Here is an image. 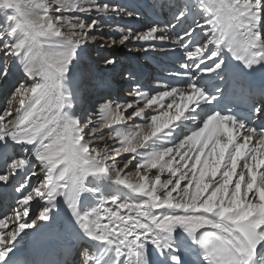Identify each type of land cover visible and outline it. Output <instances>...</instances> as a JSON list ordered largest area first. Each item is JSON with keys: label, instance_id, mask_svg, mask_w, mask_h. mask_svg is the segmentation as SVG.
<instances>
[{"label": "snow or ice", "instance_id": "snow-or-ice-1", "mask_svg": "<svg viewBox=\"0 0 264 264\" xmlns=\"http://www.w3.org/2000/svg\"><path fill=\"white\" fill-rule=\"evenodd\" d=\"M146 8L171 21L121 28L111 44L170 42L180 86L150 95L137 83L144 104L127 119L144 123L101 147L99 128L132 105L77 114L98 21L66 14L139 19ZM17 69L0 108V264H37L20 242L58 227L87 246L57 264H264V0H0V80Z\"/></svg>", "mask_w": 264, "mask_h": 264}, {"label": "bare ground", "instance_id": "bare-ground-1", "mask_svg": "<svg viewBox=\"0 0 264 264\" xmlns=\"http://www.w3.org/2000/svg\"><path fill=\"white\" fill-rule=\"evenodd\" d=\"M112 3H117V4H129L131 6V0H111ZM147 2H150V0H147ZM152 10L151 9H144L142 11V14L140 16L139 19H130L126 16H117L114 13L112 14H97L95 12L90 13V14H80V13H67L66 15H81L83 16L84 19H86L87 22H91V19H96L98 21V25L99 28L97 29L96 32H94L93 34L97 36V40L95 42H90L88 48H87V52L86 54L83 56L82 60L79 62L78 64V68L77 71H86L89 74H93L91 77V80H97L100 78V76H98V71L104 69L105 67H107V73L106 76L104 77L102 80V83L104 85V87L109 86L107 81L108 80H112V78H115L114 74L116 73L118 75L117 77V84L123 82L125 84H129V86L131 85V83L129 82H135V76L133 75V71L132 72H125L126 69H124V66L122 65L121 61L124 60L128 63H130L131 67H133V69L136 70L137 73L144 75L145 79L144 81L148 84H151L152 86V91L151 88L148 90H144V88L141 86V91H147L149 92L150 95H154L155 91H153V89L157 90V91H165L163 89H159L158 84L155 87V82L153 80L149 79V76H151V74L153 73V71L155 69H153V62L154 60L156 61L157 59H159L160 63L162 61H165L166 59L168 60L169 58L172 57H176L179 55V51L176 52L175 55L171 54V50L173 48L172 44L169 43H165V44H157V49L156 50H152V51H148L145 52L143 50V48L145 47V45L141 42V43H126L125 45H112L111 44V40L112 39H119V29L123 28L125 31H127L129 28L132 29L133 32H140V31H145L146 28L148 26H151L154 20H157L151 13ZM165 16L167 17V21H171V16L167 13V11L165 10ZM160 27H162L159 24ZM169 40L174 39V34L169 31L167 33ZM100 41H103L102 44H99ZM163 51H162V50ZM110 51V52H106V51ZM107 54H109L110 56H112L116 63L114 65L108 66L104 63ZM130 54V56H129ZM99 56H102L101 59H99ZM125 59H122L124 57H126ZM90 61H95L96 64H94L93 66L96 68V71L93 70H89V62ZM152 62V63H151ZM124 77V79H123ZM124 80V81H123ZM129 81V82H127ZM95 85H98V83L95 81L94 82ZM116 84V85H117ZM99 86V85H98ZM123 87L126 88V85H123ZM136 87V86H135ZM90 88V86H89ZM88 88V90H89ZM135 89V88H134ZM127 89H125V92L123 93H127L128 91H126ZM132 93V94H131ZM126 97V96H125ZM2 99V97H1ZM125 99H130L131 101L127 104H131L132 107L131 108H122L121 110H126L129 111L131 109H133V105L136 106V104L138 103V106H143L144 101H140L139 98L135 95V91L130 92V96L127 98H123L122 100ZM132 101H134L132 103ZM85 105H83V104ZM79 107L82 108V110L87 106L88 107V111H90V107H92L94 105V100H92L91 105L89 103L88 97L86 96V94L84 95V100L82 102ZM116 103H120L122 105H127L125 103H122V101L120 102H116ZM137 106V107H138ZM2 107V104L0 102V108ZM95 108V107H92ZM88 111L85 113L87 114ZM145 111L149 114H154L153 108H149V109H145ZM87 116V115H86ZM89 116H91L93 118V120H99V113H98V107L94 109V112L91 113ZM125 118L127 116H124ZM135 121L132 127H128L124 130H134V126L137 124H143L144 120L143 118L140 117H134ZM125 120V119H124ZM98 126L99 125H95ZM106 127V126H105ZM108 127V131H111L110 133H107L108 131H102L100 130V133L103 134L104 136V140L100 141V146L102 147L104 143H108L109 145L113 146V147H118L119 144L121 143L120 140H115L112 139V137L115 136V130L117 128L120 127H124V126H118V125H111L110 127ZM104 129V128H103ZM180 139H183V136L180 137ZM116 142V143H115ZM179 142V141H177ZM115 143V144H113ZM130 155L127 153H123V155ZM121 157V156H119ZM118 158V157H117ZM242 163V162H241ZM131 168V166H130ZM239 170V169H238ZM128 170H125V173H127ZM153 173L156 170H152ZM124 175V174H122ZM167 178V173L162 175V179ZM43 179L42 175H39L38 173V177L33 178L32 179V184L35 186L36 184L39 183V181ZM134 179V177H133ZM9 185H11V179L9 180ZM184 182H182L183 184ZM4 188V184L3 182H0V189ZM9 192H12V188L10 187ZM175 195V193H174ZM66 217L63 213V211L60 214V217H58V221L59 220H65ZM27 231V230H26ZM23 235V233L21 234ZM41 240H48L49 242L52 241L53 245L49 246L48 245V251L50 253H57L58 257L65 253V252H69V256L71 257V259L73 258V252H78L79 248H83L87 246V242H77L76 240L72 239L67 233H65L63 231L62 228H57L54 229L53 231L47 233L46 235H44L43 237L40 238ZM19 240V238H18ZM31 241H37V240H32L29 239L28 237H24L23 241H21V250H26L28 248H30V246L32 245ZM71 248V249H70ZM70 249V250H69ZM75 249V250H74ZM45 250V249H44ZM80 251V250H79ZM33 253H35V255H41L40 253H37L36 250H33ZM78 254V253H77ZM77 254L75 255V259L77 258ZM38 259H40V257H38ZM62 259V258H61Z\"/></svg>", "mask_w": 264, "mask_h": 264}, {"label": "rangeland", "instance_id": "rangeland-1", "mask_svg": "<svg viewBox=\"0 0 264 264\" xmlns=\"http://www.w3.org/2000/svg\"><path fill=\"white\" fill-rule=\"evenodd\" d=\"M98 28H99V25H98ZM103 43V41H100L99 42V44H102ZM106 52H110L109 50L108 51H106ZM129 56H130V54H129ZM102 58V56H99V59H101ZM106 58H113L112 56H110L109 54H107V56H106ZM125 58H127V56L126 57H124V58H122V59H125ZM122 61H124V60H122ZM82 62H83V60H82ZM126 64L124 65V68H129L130 67V65H129V63L128 62H126V61H124ZM90 64H89V70H93V71H96L97 72V70H96V68L93 66L94 64H96V62L95 61H90L89 62ZM128 63V64H127ZM123 64V63H122ZM79 67V66H78ZM86 71H88V70H86ZM130 70L129 69H126V71L125 72H129ZM106 73H107V67H105L104 69H102V70H99L98 71V76H100V78L99 79H97V80H90V82H89V86H90V88H89V90L85 93L86 94V96L88 97V100H89V103H90V105H91V102H92V100H94V105L92 106V107H95V108H97L98 106H99V104L100 103H102V102H105V101H108V100H111V101H113L114 102V104L116 103V102H120V101H122V103H125V104H127V103H129L131 100L130 99H125V100H122L123 98H127V97H129L130 96V92H133L134 91V88H135V86L133 85V87H129V84H125V83H123V82H121V83H119V84H117L116 86H118V88H120V89H122V90H120V91H118L120 94H118V93H116V91H117V89H112L110 92H104V88L103 87H100V86H98V85H95L94 84V82L96 81L97 83H99V82H101L102 83V80H103V78L104 77H107L106 76ZM93 74H90V76H92ZM21 77H22V74L20 73V71L17 69V70H15L10 76H9V78L7 79V80H0V102H1V104H2V107H3V105H4V103H5V101H6V99L7 98H10V96H11V92H12V90L14 89V86L17 84V82L18 81H20L21 80ZM92 78V77H91ZM123 79H124V77H123ZM124 81V80H123ZM127 82H129V81H127ZM103 84V83H102ZM123 85H126V88L125 87H123ZM104 86V85H103ZM111 88V87H110ZM125 89H127L126 91H128L126 94L125 93H123V92H125ZM124 90V91H123ZM102 93H104V94H102ZM132 94V93H131ZM99 96V98H98V100H99V102H98V100L96 99V97H98ZM126 96V97H125ZM1 97H2V99H1ZM134 101H132V103H133ZM139 104L137 103L136 104V106L135 105H133V109H131V110H129V111H126V110H121L122 112H123V115L124 116H127L126 118H125V120L122 122V124L121 125H118V126H124V127H122L123 129H126V128H128V127H132L133 126V124H134V121H135V118L133 117L132 118V120H128L127 118L131 115V113L132 112H134L136 109H137V106H138ZM1 107V108H2ZM138 107H143V106H138ZM81 111H82V108H81ZM89 112V111H88ZM87 114H84V116H86ZM96 127H98V126H96ZM99 128V127H98ZM100 130H102V131H108L109 129H108V127L106 126V127H104V129L103 128H99V132H100ZM111 131H108L107 133H110ZM116 143V142H115ZM115 143H113V144H115ZM121 157H119L118 156V158L116 157V159L119 161V160H121V159H123L124 157H129L130 158V155H123V153H121V155H120ZM122 166V165H121ZM131 166V165H130ZM129 166V167H130ZM79 250H81V248H79L78 249V252H79ZM77 252V251H76ZM77 252V253H78Z\"/></svg>", "mask_w": 264, "mask_h": 264}]
</instances>
